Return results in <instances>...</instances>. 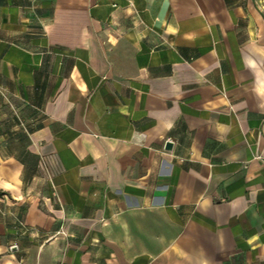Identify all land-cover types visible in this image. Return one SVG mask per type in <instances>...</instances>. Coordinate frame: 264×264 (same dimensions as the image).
Returning a JSON list of instances; mask_svg holds the SVG:
<instances>
[{
	"label": "crops",
	"instance_id": "crops-1",
	"mask_svg": "<svg viewBox=\"0 0 264 264\" xmlns=\"http://www.w3.org/2000/svg\"><path fill=\"white\" fill-rule=\"evenodd\" d=\"M0 264H264V0H0Z\"/></svg>",
	"mask_w": 264,
	"mask_h": 264
},
{
	"label": "trees",
	"instance_id": "trees-1",
	"mask_svg": "<svg viewBox=\"0 0 264 264\" xmlns=\"http://www.w3.org/2000/svg\"><path fill=\"white\" fill-rule=\"evenodd\" d=\"M1 194V193H0Z\"/></svg>",
	"mask_w": 264,
	"mask_h": 264
}]
</instances>
